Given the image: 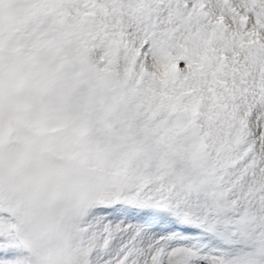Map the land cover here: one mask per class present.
<instances>
[{"label":"snow or ice","instance_id":"1","mask_svg":"<svg viewBox=\"0 0 264 264\" xmlns=\"http://www.w3.org/2000/svg\"><path fill=\"white\" fill-rule=\"evenodd\" d=\"M0 264H264V0H0Z\"/></svg>","mask_w":264,"mask_h":264}]
</instances>
